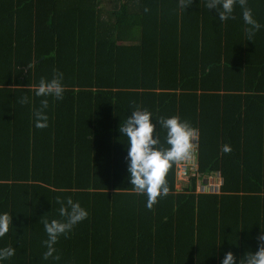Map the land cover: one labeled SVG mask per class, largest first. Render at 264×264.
Segmentation results:
<instances>
[{
    "label": "trees",
    "instance_id": "trees-1",
    "mask_svg": "<svg viewBox=\"0 0 264 264\" xmlns=\"http://www.w3.org/2000/svg\"><path fill=\"white\" fill-rule=\"evenodd\" d=\"M206 2L193 0L184 11L177 0H0V212L13 224L0 247L16 249L5 264H160L161 240L172 242L175 254L164 261L171 264H221L226 252L239 261L257 250L264 0H247L262 25L259 41L249 40L238 5L234 18L219 22ZM54 72L63 73V99L48 98V126L36 128L43 97L29 88ZM137 107L157 120L178 116L198 131L187 187L175 188L173 165L169 194L152 208L168 215L151 229L156 253L148 261L141 242L126 238L140 240L143 223L128 236L119 228L132 210L153 212L130 188L126 137L118 131ZM217 179L219 193L198 192V184ZM69 197L89 215L58 239L59 259L45 261L42 220L61 219L57 201Z\"/></svg>",
    "mask_w": 264,
    "mask_h": 264
},
{
    "label": "clouds",
    "instance_id": "clouds-1",
    "mask_svg": "<svg viewBox=\"0 0 264 264\" xmlns=\"http://www.w3.org/2000/svg\"><path fill=\"white\" fill-rule=\"evenodd\" d=\"M193 0H177L178 8L186 11L192 5ZM241 9V17L245 32L249 40L259 31L262 25L254 18L252 10L247 6V0H207L206 7L210 11L215 9L217 20L224 22L232 19L236 6ZM63 73L54 72L50 79L41 78L38 84L31 86L36 97H43L39 108L34 112L36 128L48 126L46 110L49 99L61 100L65 92ZM28 97L22 99L27 102ZM162 129L165 133L164 141L168 147L160 146V134L157 130ZM118 131L121 137H126L127 145V172L131 190L146 197L145 207L152 209L159 198L169 194L167 174L169 169L180 162L187 161L192 156L196 140L194 129L191 125L178 116L160 117L158 120L153 113L139 107L131 111L127 118L120 123ZM231 149L228 145L223 147L225 153ZM180 182V181H179ZM61 204L59 216L61 219H43V228L46 239L42 241L45 251L43 259L51 258L58 260L55 245L61 236H67L79 223L84 221L89 213L78 201L67 198L57 201ZM12 215L8 212H0V238H4L10 231ZM16 253L12 246L0 247V264H5ZM221 264H264V232L258 237V247L255 252L248 251L237 261L232 252L223 255Z\"/></svg>",
    "mask_w": 264,
    "mask_h": 264
},
{
    "label": "crops",
    "instance_id": "crops-1",
    "mask_svg": "<svg viewBox=\"0 0 264 264\" xmlns=\"http://www.w3.org/2000/svg\"><path fill=\"white\" fill-rule=\"evenodd\" d=\"M255 34H260V32H256ZM255 34L252 36V38L258 40L257 37H255ZM259 41V40H258ZM260 45H264V42H262V44ZM177 184H176V189L179 190L180 188H183L181 186V183L176 179ZM150 210V209H149ZM153 210V209H152ZM134 210H132V213L129 214L128 216H130V218H125V223L124 222H120V226L121 227H125V234L131 235L133 232H137V223H143V232L145 233L144 235H142V238H140V240H138V235H133L132 237H126L129 238L128 241L131 242H135V243H140L141 242V250H142V257L143 259H145L146 261L149 260L150 256L152 254H155L156 251L153 249L152 246V238H151V229L152 228H158L159 227V222H158V218H160V216H162L163 214H167V209H154L153 212H149V213H133ZM163 221H160V227H163ZM121 223H124L123 225H121ZM128 225H131V227H129ZM169 224H165L164 226V232L168 229L170 230V227L168 226ZM128 233V234H127ZM126 238L123 239V241H127ZM144 242V243H143ZM172 242L170 244H166L165 241L161 240L160 243V252L158 253V257L160 259V264H171V263H167L165 261V258L171 254H175V252L172 253ZM135 250L133 258L137 259L140 256V253H137L138 250L136 248H133ZM141 263V262H140Z\"/></svg>",
    "mask_w": 264,
    "mask_h": 264
},
{
    "label": "built area",
    "instance_id": "built-area-1",
    "mask_svg": "<svg viewBox=\"0 0 264 264\" xmlns=\"http://www.w3.org/2000/svg\"><path fill=\"white\" fill-rule=\"evenodd\" d=\"M196 138V137H195ZM196 140L193 141V144ZM194 149L192 150V156L190 159L184 162H180L178 165V171H177V180L180 182H188L189 179V172L195 171V160L193 156ZM221 182L219 179H217L216 184L213 182L208 183L207 185H201L198 184V192L206 193V194H215L219 193V186Z\"/></svg>",
    "mask_w": 264,
    "mask_h": 264
},
{
    "label": "rangeland",
    "instance_id": "rangeland-1",
    "mask_svg": "<svg viewBox=\"0 0 264 264\" xmlns=\"http://www.w3.org/2000/svg\"><path fill=\"white\" fill-rule=\"evenodd\" d=\"M181 183V186L183 187V188H186L187 187V183H184V182H180Z\"/></svg>",
    "mask_w": 264,
    "mask_h": 264
},
{
    "label": "bare ground",
    "instance_id": "bare-ground-1",
    "mask_svg": "<svg viewBox=\"0 0 264 264\" xmlns=\"http://www.w3.org/2000/svg\"><path fill=\"white\" fill-rule=\"evenodd\" d=\"M196 133H198V131H197V130H194V135H195Z\"/></svg>",
    "mask_w": 264,
    "mask_h": 264
}]
</instances>
